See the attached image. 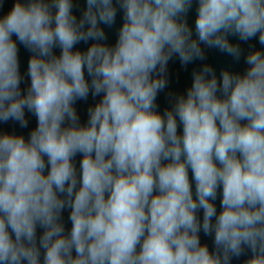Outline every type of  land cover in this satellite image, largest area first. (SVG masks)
I'll list each match as a JSON object with an SVG mask.
<instances>
[{"label":"clouds","instance_id":"clouds-1","mask_svg":"<svg viewBox=\"0 0 264 264\" xmlns=\"http://www.w3.org/2000/svg\"><path fill=\"white\" fill-rule=\"evenodd\" d=\"M205 48L246 67L204 64L158 111L169 61ZM4 125L0 264H264V0H14Z\"/></svg>","mask_w":264,"mask_h":264},{"label":"water","instance_id":"water-1","mask_svg":"<svg viewBox=\"0 0 264 264\" xmlns=\"http://www.w3.org/2000/svg\"><path fill=\"white\" fill-rule=\"evenodd\" d=\"M14 0H3V8L0 9V15L5 14L7 11L10 10L12 7ZM79 7L82 8L84 6V0H78ZM76 11V14L79 15V9H74ZM196 17V5L194 3L193 8L190 10L188 14V23L190 26L193 27L194 30V21ZM120 18L118 16L117 18V23L119 24ZM195 35V32H194ZM116 39L115 36V31L110 30L109 31V41L111 43H114ZM251 43L255 44L257 48L261 47L256 41H252ZM79 47L84 48L86 47L85 45H80ZM202 47H204L202 45ZM247 47V45H245ZM29 53L23 48V46H20V65H21V74L25 75L27 71V61L29 58ZM204 64H208L211 67H213L219 75L221 70L227 69L230 71H239L243 72L244 68L246 65H244L243 60L240 61V63H235L233 60L219 52L217 49H208L205 48V59L203 61L197 60L194 61L188 65H182L178 57H173L167 66V78H168V86L166 89H164L162 92L158 94L157 97V104H158V111L163 113V111L166 108H169L170 105V95L169 94H183L186 92V90L191 86L192 82V73L194 70H199ZM27 84V77L25 75V79L22 82V87L26 86ZM94 103V101L89 98L87 102H78L77 104V109L79 114L81 115L82 121L86 120V109L87 107ZM35 118L31 117L30 118V125L29 129L32 127H35ZM3 130L7 131H12L13 126L12 125H4L0 126ZM29 129H20L18 126L15 128V131L17 133H22L27 137ZM77 159V166H78V161H79V156L76 158ZM67 215L68 213L65 212V220L67 221ZM70 227V224L68 225ZM202 242H207L211 248V240L206 237H202ZM233 264H241V261H233Z\"/></svg>","mask_w":264,"mask_h":264}]
</instances>
